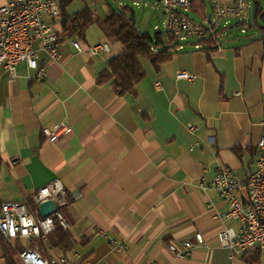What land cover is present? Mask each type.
Listing matches in <instances>:
<instances>
[{"label": "crops", "instance_id": "0c3cea01", "mask_svg": "<svg viewBox=\"0 0 264 264\" xmlns=\"http://www.w3.org/2000/svg\"><path fill=\"white\" fill-rule=\"evenodd\" d=\"M253 2L264 19V0ZM150 6L168 18L160 0ZM251 20L247 11L236 25L244 35L238 38L229 36L230 21L222 33L216 28L220 49L210 52H203L197 39L179 40L177 54L159 72L139 59L145 78L135 85V96H118L109 85L96 84L121 51L100 31L82 45L108 43L109 53L79 54L64 42L60 61L41 54L44 81L25 63L10 81L0 65V202L31 203L36 190L56 181L66 193L62 212L72 251L62 255L47 242L42 256H65L71 264H264V251L235 255L220 247L217 234L231 224L215 216L227 204L212 188L199 187L221 167L244 180L258 156L264 24L257 20L250 27ZM137 21V30L144 29L142 14ZM182 72L194 75L195 82L177 80ZM188 124L197 132H189ZM58 125L71 133L52 143L43 131ZM23 242L15 243L26 248ZM185 242L193 245L191 255L175 258L168 246Z\"/></svg>", "mask_w": 264, "mask_h": 264}, {"label": "built area", "instance_id": "2783aa9c", "mask_svg": "<svg viewBox=\"0 0 264 264\" xmlns=\"http://www.w3.org/2000/svg\"><path fill=\"white\" fill-rule=\"evenodd\" d=\"M155 1V0H152ZM253 0H210L211 21L198 23L179 11L189 10L190 0H160L168 13L165 23L166 34L179 40L194 37L197 39L213 36L217 49L221 35L216 31L218 23L242 20ZM60 8L58 0H2L0 4V65L5 69L10 81L16 78V67L25 63L29 70L36 72V80L47 78V69L41 62V54L49 61L58 62L62 58V44L59 39ZM68 43L76 53L87 52L95 57L109 53L108 43H99L84 48L82 43L72 39ZM200 48V46L198 45ZM177 80L194 83V75L182 72ZM159 88L160 85L156 84ZM240 96V93L235 94ZM262 135L257 143L258 156L254 166L244 180L226 167L218 168L212 180L206 185L203 181L201 190L207 187L215 190L227 204V210L218 213L215 219L224 226L217 234L221 248L235 255H243L249 250L264 251V94L262 96ZM189 132L196 133L197 128L187 125ZM71 133V129L58 125L43 131L52 143ZM52 201L55 212L41 218L38 207L41 203ZM67 205L64 187L59 181L36 190L31 196V203L0 202V236L9 243L25 241L46 244L48 236L54 231L58 221L65 230L69 229L62 209ZM198 245H204L201 234L195 235ZM119 249L122 246H118ZM170 253L177 259L191 255L193 245L170 244ZM21 264H71L65 256L46 258L37 249L28 246L18 253ZM75 264H97L80 260Z\"/></svg>", "mask_w": 264, "mask_h": 264}, {"label": "trees", "instance_id": "16d2710c", "mask_svg": "<svg viewBox=\"0 0 264 264\" xmlns=\"http://www.w3.org/2000/svg\"><path fill=\"white\" fill-rule=\"evenodd\" d=\"M75 1L77 0H58L61 14L58 22L60 26L58 39L61 43L72 39L85 43L87 31L95 25L108 42L119 44L121 51L110 58L107 67L98 74L96 79L97 85H109L118 96L136 95L135 85L145 78L139 59L147 60L154 71L159 72L161 67L177 54L179 39L168 34L164 36L161 33L155 34L152 38L147 33L139 32L136 23L130 19L129 6L109 10L103 18H96L87 4L76 12H69ZM257 7L258 15H260L259 3ZM189 10L203 22H208L205 0H190ZM247 25L254 26L251 22ZM197 44L203 52L217 49L213 36L197 39ZM48 242L52 249L62 255L72 251L73 248L70 232L63 229L58 221L54 223V231L48 236ZM38 244H40L39 249L42 250V243L38 242ZM0 246L4 264H21L18 253L23 250L22 248L13 249L4 238H1Z\"/></svg>", "mask_w": 264, "mask_h": 264}, {"label": "rangeland", "instance_id": "374dc122", "mask_svg": "<svg viewBox=\"0 0 264 264\" xmlns=\"http://www.w3.org/2000/svg\"><path fill=\"white\" fill-rule=\"evenodd\" d=\"M133 0H77L73 3V5L70 7L69 12H76L78 10H80L82 8V6L84 4H87L90 9L92 10L93 14L95 15L96 18H103L107 12L109 10H117L125 5H129V8H132L134 11V16H135V23L138 22L137 20H139L140 15H143V19L147 20L145 27H143L144 29H140L139 32L141 33H146L149 32L148 34L154 38L155 37V27H159V31L166 36V29H165V23L167 20V16L163 15L162 9L160 10V12H156L155 8H152L150 6V3H154L155 1H151V0H142V2L139 3V6H134L132 5ZM206 1V5H207V10L209 11V13L211 12L210 6H209V0H205ZM161 7V6H160ZM252 11H253V3L251 4L250 8L248 9V15L249 17H252ZM187 15L193 19L196 22H200V18L195 15L194 13H192L191 11L187 10ZM225 22H220L218 23V25L216 26L217 31H219L220 33H222L223 29L225 28ZM240 23L239 20H232L230 21L231 26H234L233 28V33L229 36H234V38H238L241 36H244L242 34V31L237 28V24ZM137 27V26H136ZM141 28V26H140ZM247 32V35L251 34V30L250 29H245ZM88 35L87 38H95L98 35H100L99 30L97 28V26L93 25L90 30L88 31ZM228 36V37H229ZM99 37V36H98ZM226 37V36H225ZM224 37V38H225ZM227 37V38H228ZM187 39L189 40H196L197 38L194 37H188ZM9 243V242H8ZM26 243L23 242V245H25ZM9 245L14 249L20 247V248H24L23 246L18 245V243H9ZM39 245L38 242L35 243H29L28 247L31 249H37L38 251L41 252V250L39 249ZM27 247V246H26Z\"/></svg>", "mask_w": 264, "mask_h": 264}, {"label": "water", "instance_id": "95a60500", "mask_svg": "<svg viewBox=\"0 0 264 264\" xmlns=\"http://www.w3.org/2000/svg\"><path fill=\"white\" fill-rule=\"evenodd\" d=\"M129 11H130V19L132 20L133 23H135L134 11L132 8H129ZM257 20H259L264 24L263 15L262 14L258 15L257 2H253L251 23L255 24ZM210 21H211V15H208V22ZM55 210H56V205L52 201L41 203L38 207V212L41 218H47L51 216L55 212Z\"/></svg>", "mask_w": 264, "mask_h": 264}]
</instances>
